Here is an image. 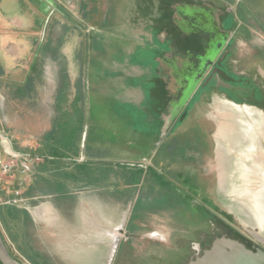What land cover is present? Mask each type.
<instances>
[{
    "label": "rangeland",
    "instance_id": "rangeland-1",
    "mask_svg": "<svg viewBox=\"0 0 264 264\" xmlns=\"http://www.w3.org/2000/svg\"><path fill=\"white\" fill-rule=\"evenodd\" d=\"M0 13V133L22 149L51 102L73 101L74 128L53 124L101 178L68 191L119 236L47 252L22 200L0 217L17 261L190 264L221 238L264 250V225L234 193L238 155L264 154V0H2ZM22 179L0 183V203Z\"/></svg>",
    "mask_w": 264,
    "mask_h": 264
},
{
    "label": "crops",
    "instance_id": "crops-1",
    "mask_svg": "<svg viewBox=\"0 0 264 264\" xmlns=\"http://www.w3.org/2000/svg\"><path fill=\"white\" fill-rule=\"evenodd\" d=\"M1 3L2 0L0 5ZM2 14L0 13V16ZM53 105L51 102L52 111L48 114L46 123L36 122V119H33L36 113H29L34 121L31 127L25 130L23 148L13 145V150L17 152L30 153L42 159L34 165L28 188L23 197L21 196L22 199L20 198L25 202V218L39 226L40 243L46 246L44 249L47 252L89 251L91 250L89 245L96 243V236L100 238L107 236L111 241L113 235L115 242H118L119 236L116 233L97 230L94 215L80 210V203L88 207L89 201L85 199L80 202L79 197H74L68 191L81 184L86 188L95 186L96 180L101 177H96L92 168L95 165L92 166L91 159L80 156V149H70L61 144L63 140L53 124V119L57 116L60 120L59 128H74V121L79 112L74 108L75 103L70 100L64 101L58 107V111L53 109ZM17 186L18 183L14 188ZM81 229L86 232L84 236L87 239H84V242L80 240Z\"/></svg>",
    "mask_w": 264,
    "mask_h": 264
},
{
    "label": "water",
    "instance_id": "water-1",
    "mask_svg": "<svg viewBox=\"0 0 264 264\" xmlns=\"http://www.w3.org/2000/svg\"><path fill=\"white\" fill-rule=\"evenodd\" d=\"M219 241H226L236 249L217 247ZM204 261V264H264V250L253 246L249 249L246 244L233 239L221 238L215 241L212 248L205 252L203 257L197 258ZM0 263L1 264H22L17 261L8 250L5 241L0 233Z\"/></svg>",
    "mask_w": 264,
    "mask_h": 264
},
{
    "label": "built area",
    "instance_id": "built-area-1",
    "mask_svg": "<svg viewBox=\"0 0 264 264\" xmlns=\"http://www.w3.org/2000/svg\"><path fill=\"white\" fill-rule=\"evenodd\" d=\"M41 160L40 157L33 156L30 153H20L13 150L10 139L0 133V183H7L6 179L16 180L18 175L23 176L17 188L8 189V191L6 187L4 188L5 193L8 192L13 195V198L7 202L8 204L14 205L21 201L22 189L29 182L34 165Z\"/></svg>",
    "mask_w": 264,
    "mask_h": 264
},
{
    "label": "bare ground",
    "instance_id": "bare-ground-1",
    "mask_svg": "<svg viewBox=\"0 0 264 264\" xmlns=\"http://www.w3.org/2000/svg\"><path fill=\"white\" fill-rule=\"evenodd\" d=\"M208 67H203V70H206ZM201 79V75L195 78L193 82V86L196 81ZM168 124V123H167ZM257 164L259 167L252 169H242L241 172L243 178V186L235 188V194L242 198H247L248 204L250 202L251 209L257 215L259 224L264 225V157H256ZM253 161L247 160L242 161L241 163L248 164ZM217 247L221 249H225L230 247L232 249H236L232 244L226 241H219L217 243ZM192 264H204V261L199 260L197 262H193Z\"/></svg>",
    "mask_w": 264,
    "mask_h": 264
},
{
    "label": "flooded vegetation",
    "instance_id": "flooded-vegetation-1",
    "mask_svg": "<svg viewBox=\"0 0 264 264\" xmlns=\"http://www.w3.org/2000/svg\"><path fill=\"white\" fill-rule=\"evenodd\" d=\"M201 17L203 19H205L210 25H214L213 24L214 23V17L211 14H206V15L201 16ZM220 44L221 43H219V45ZM216 52H217V49L210 54V56L206 59V63H205V65L203 67H209L211 65L213 57L215 56ZM192 87H193V84L191 83V89H192ZM190 92L191 91L187 92L186 96H188ZM181 105L182 104L177 105L174 108H172L171 116L167 119V123L168 124H171L173 119L177 116V114L179 113V111L181 109ZM247 108L248 107H246V109ZM252 149H254L253 146L250 149H248V152H246V153L242 152V153H240L238 155L240 157L238 158L237 165H238V168H239L240 171L242 169L244 170V169H249V168L252 169V168L259 167V165L257 164V160H256L257 158L256 157H264V154L262 153V154L254 155V153H253L254 150H252ZM250 159L253 161V163L250 164V165L245 164V163H241V160L242 161H247V160H250Z\"/></svg>",
    "mask_w": 264,
    "mask_h": 264
},
{
    "label": "trees",
    "instance_id": "trees-1",
    "mask_svg": "<svg viewBox=\"0 0 264 264\" xmlns=\"http://www.w3.org/2000/svg\"><path fill=\"white\" fill-rule=\"evenodd\" d=\"M137 176H134V178L137 177ZM23 213H24V211H23ZM14 216H15V213H14V208L12 207V205L0 203V217L3 220H6V219L11 218V217H14Z\"/></svg>",
    "mask_w": 264,
    "mask_h": 264
}]
</instances>
